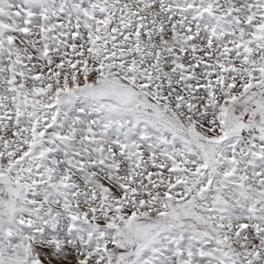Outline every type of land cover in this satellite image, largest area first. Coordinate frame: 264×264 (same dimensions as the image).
Returning <instances> with one entry per match:
<instances>
[{
	"label": "snow or ice",
	"instance_id": "snow-or-ice-1",
	"mask_svg": "<svg viewBox=\"0 0 264 264\" xmlns=\"http://www.w3.org/2000/svg\"><path fill=\"white\" fill-rule=\"evenodd\" d=\"M0 264H264V0H0Z\"/></svg>",
	"mask_w": 264,
	"mask_h": 264
}]
</instances>
